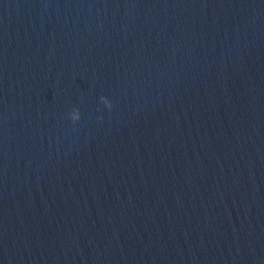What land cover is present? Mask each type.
<instances>
[{
	"label": "water",
	"instance_id": "1",
	"mask_svg": "<svg viewBox=\"0 0 264 264\" xmlns=\"http://www.w3.org/2000/svg\"><path fill=\"white\" fill-rule=\"evenodd\" d=\"M0 264H264V0H0Z\"/></svg>",
	"mask_w": 264,
	"mask_h": 264
},
{
	"label": "clouds",
	"instance_id": "2",
	"mask_svg": "<svg viewBox=\"0 0 264 264\" xmlns=\"http://www.w3.org/2000/svg\"><path fill=\"white\" fill-rule=\"evenodd\" d=\"M101 99L102 100H105V106H106V108L111 109V107H112L111 103L106 98H104V97H101ZM74 119H77V120L80 119V115L78 114V111H77V115L74 117Z\"/></svg>",
	"mask_w": 264,
	"mask_h": 264
}]
</instances>
